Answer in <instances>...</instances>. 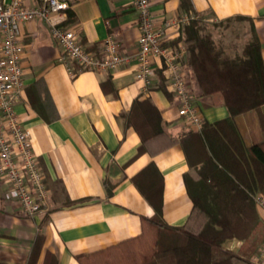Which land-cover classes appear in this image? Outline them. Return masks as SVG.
<instances>
[{"label": "crops", "instance_id": "obj_1", "mask_svg": "<svg viewBox=\"0 0 264 264\" xmlns=\"http://www.w3.org/2000/svg\"><path fill=\"white\" fill-rule=\"evenodd\" d=\"M37 0H28L35 5ZM65 25H74L84 49L101 57L106 36L114 37L123 53L134 55L140 34L132 0H69ZM149 0L157 27L183 14L204 22L230 16L252 19L264 57V0ZM248 38L250 23L242 21ZM247 23V26H246ZM181 27V25H180ZM180 27L166 28L164 46ZM248 27V28H247ZM24 86L15 111L29 133L47 197L41 211L24 214L14 200L4 199L0 181V264H79L76 255L115 244L141 233V218L152 217L153 207L130 178L153 161L163 177L162 220L182 225L191 210L183 174L188 170L184 146L178 142L155 155L136 156L140 138L123 114L135 98H148L160 111L165 130L180 137L193 129L177 115L176 99L163 74L162 57L153 59L149 84L134 78L135 59L113 71H82L71 77L58 61L59 48L47 23L39 18L20 24ZM163 77L166 91L160 88ZM202 117L215 121L227 115L218 96L198 101ZM106 185H112L107 195ZM240 242L226 240L236 251Z\"/></svg>", "mask_w": 264, "mask_h": 264}, {"label": "trees", "instance_id": "obj_2", "mask_svg": "<svg viewBox=\"0 0 264 264\" xmlns=\"http://www.w3.org/2000/svg\"><path fill=\"white\" fill-rule=\"evenodd\" d=\"M188 2L180 0L182 10L190 9ZM244 19L250 23L249 38L234 55L225 54L205 32L200 17L181 25L173 41L185 44L181 65L194 99L207 106V99L218 96L225 117H202L200 129L174 137L148 98H135L123 114L140 138L136 156L183 144L188 163L183 179L192 203L186 221L171 226L162 220L163 177L150 161L130 180L154 215L141 218L140 234L76 255L79 264H246L262 244L264 224L254 195L264 194V57L251 18L230 16L219 24ZM112 188L106 185L107 195ZM230 239L240 242L236 251L223 247Z\"/></svg>", "mask_w": 264, "mask_h": 264}, {"label": "built area", "instance_id": "obj_3", "mask_svg": "<svg viewBox=\"0 0 264 264\" xmlns=\"http://www.w3.org/2000/svg\"><path fill=\"white\" fill-rule=\"evenodd\" d=\"M27 1L0 0V181L5 187L4 199L16 201L24 214L32 216L39 213L47 191L29 133L15 111L24 86L19 28L23 22L39 18L47 23L59 48L58 61L71 77L82 71H113L128 63L133 56L134 78L149 84L153 75V59L162 57L163 74L176 99L177 115L192 128L200 129L201 109L193 97L188 74L181 65L186 47L183 42H178L174 49L164 46L166 28L178 29L180 25L198 18L197 15L183 14L157 27L149 0H132L141 31L136 53H123L120 43L114 37L106 36L100 48L102 56L98 57L84 49L74 25L63 23L70 7L69 0H37L39 3L31 6ZM254 201L264 224V194L254 195ZM246 264H264V240Z\"/></svg>", "mask_w": 264, "mask_h": 264}, {"label": "rangeland", "instance_id": "obj_4", "mask_svg": "<svg viewBox=\"0 0 264 264\" xmlns=\"http://www.w3.org/2000/svg\"><path fill=\"white\" fill-rule=\"evenodd\" d=\"M242 21L243 20H232L230 22H223L221 24H219L220 21H214L211 23H206L203 21V23L205 24V32L210 33L216 44H218L223 49L224 53L227 55H234L240 52L243 44L249 38V29L246 32L248 35L247 39H245L246 37H244V34H242Z\"/></svg>", "mask_w": 264, "mask_h": 264}]
</instances>
